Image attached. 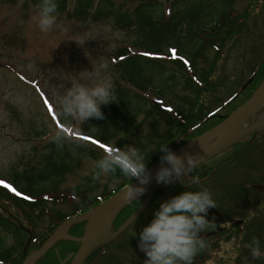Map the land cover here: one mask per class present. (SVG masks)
Here are the masks:
<instances>
[{
	"label": "rangeland",
	"instance_id": "rangeland-1",
	"mask_svg": "<svg viewBox=\"0 0 264 264\" xmlns=\"http://www.w3.org/2000/svg\"><path fill=\"white\" fill-rule=\"evenodd\" d=\"M112 4L115 11L128 10L134 1L112 0ZM37 5L39 4L32 0H0V181L4 184L10 181V173L18 172L21 176L27 172L35 173L30 166L40 167L51 153L48 143L53 140L55 130L60 128L53 96L71 87L73 80L79 81L81 72L93 71L94 65L101 63L108 65L107 75L114 84L119 73L114 67L112 56L123 45L134 40L131 32L116 28L112 17L105 20L73 18V0H69L66 12L56 13V24L51 31L44 33L35 20ZM234 6L245 15V19L229 35L228 42L220 51V62L214 79L217 91L206 104L207 111L229 98V106L226 107L231 112L245 103L246 98H250L264 81V0H236ZM211 54L218 57L214 51ZM169 70L170 68H165L166 72H170ZM147 75L164 87L165 82L159 69H154ZM251 77L253 80L248 87L235 99L236 92ZM180 86H176L173 92L168 91L166 98L169 102H175L174 96L182 93ZM147 112L148 107L143 108L141 113L134 114L132 126L139 121H143V124L148 121L144 135L151 133L152 122L164 130L166 121L159 116L150 117ZM262 116L264 108L254 114L248 124L251 125L253 119L257 120ZM222 119L220 122L213 121V125H218L224 120ZM70 133L73 134V128L71 131L68 129V134ZM189 141L180 144L181 140L177 139L170 148L174 150ZM77 164L79 166L64 176L60 182L62 186H84L93 182L89 179L93 176L95 161L85 157ZM213 164H216L215 167L208 164L192 170L191 175H195V178L188 175L179 178L167 190L159 193V197L166 198L185 190L208 188L212 192L215 210L209 208V230L200 234L209 240V252L197 255L193 264H264V254L259 259H254L249 247L253 238L259 239L264 253V130L232 146L228 160L221 163L217 158ZM211 169L217 171L213 175L207 173ZM200 175L205 180L195 183L196 177ZM109 177L102 176L99 189L93 193L113 191L122 183L121 179L110 180ZM142 203L143 201L139 205ZM160 203L159 200L151 204L145 214L118 239L110 242L101 258L92 257L87 264H144L147 257L139 248V233L152 221ZM0 205L5 207L1 202ZM137 208L136 205L130 207V211ZM119 222L121 216L115 221V225ZM78 224L80 225L71 226L73 236L83 233L84 224ZM50 227V220L45 217L37 229L41 231L40 238ZM114 229L110 224V231ZM0 237L8 245L15 239L12 231L1 226ZM41 245L32 246V251ZM75 245L76 242L73 241V254L68 249L61 252L65 244L57 246V254L50 255L49 252L39 264H62L70 258L73 260L77 252Z\"/></svg>",
	"mask_w": 264,
	"mask_h": 264
},
{
	"label": "trees",
	"instance_id": "trees-1",
	"mask_svg": "<svg viewBox=\"0 0 264 264\" xmlns=\"http://www.w3.org/2000/svg\"><path fill=\"white\" fill-rule=\"evenodd\" d=\"M32 1L38 4L42 2ZM132 1L134 4L130 9L115 11L112 0H73V18L105 20L112 17L116 28L131 32L134 40L123 45L112 56L119 73V78L113 84L117 99L101 105L104 118H90L83 125L73 121L69 128V131L73 128V135L69 134L71 139L65 140L62 145L54 140L48 143L51 153L42 165L30 166L35 173L27 172L23 176L18 172L10 173L12 186L0 184V202L6 207L0 205V226L12 231L15 236L9 245L0 237V264H22L24 256L31 253L33 247L41 245L61 222L96 206L135 180L124 177L117 170L115 175H109V179H121L122 183L113 191L93 193L100 186L93 176L89 179L93 182L84 186H62L60 182L64 176L79 166L77 163L85 157L96 162L104 155L106 150L100 144L121 148L134 145L145 153L147 166H150L160 159L158 148L161 144H169L170 147L177 139L183 144L213 127V121L220 122L224 114H229V109H223L220 105L218 109L208 111L205 106L217 91L214 79L220 51L228 42L229 35L245 19V15L234 6L236 0ZM56 3L57 14L68 10L69 0H56ZM173 49L175 54L171 51ZM211 51L218 57L215 58ZM166 67L170 68V72L165 71ZM154 69L161 71L164 87L147 75ZM179 85L182 93L174 96L175 102H169L166 94ZM201 98L204 100L200 101ZM146 107L150 117L159 116L166 121L164 130L152 122L151 133L144 135L148 121L144 124L139 121L132 126L134 114L141 113ZM203 110L206 112L203 113ZM58 120L61 128L64 127L59 116ZM93 126L99 129L94 134L89 133ZM85 135L99 140L100 144L84 140L82 137ZM213 161L202 167L208 164L215 167ZM13 188L15 191H12ZM156 196L150 205L155 199L158 200ZM139 203L140 200L121 210L116 217L117 220L121 216V222L114 228L117 229L129 218L134 212L130 211V207H138ZM45 217L49 218L51 227L40 238L41 231L37 229ZM61 244H65L61 252L68 249L73 254L72 241L60 242L49 254L56 255L57 246ZM75 246L78 249L77 243ZM70 260L63 263L68 264Z\"/></svg>",
	"mask_w": 264,
	"mask_h": 264
},
{
	"label": "clouds",
	"instance_id": "clouds-1",
	"mask_svg": "<svg viewBox=\"0 0 264 264\" xmlns=\"http://www.w3.org/2000/svg\"><path fill=\"white\" fill-rule=\"evenodd\" d=\"M57 8L56 0H42L37 5L35 20L42 32L51 31L56 24ZM107 70L106 63L94 65L93 71L81 72L79 81L73 80L71 87L53 96L57 115L65 125L55 130L53 140L58 145L71 139L68 129L73 121L77 125H83L90 118L103 119L101 105L117 99ZM97 131L99 129L93 126L89 133ZM201 149L203 150V145ZM158 151L161 153V168L156 174L157 182H170L173 175L184 177L200 164V154L186 153L180 156L169 144H161ZM147 164L148 158L138 147L112 146L111 150H106L95 162L93 179L100 181L102 176L115 175L119 170L124 177L139 181V186L129 185L124 194L126 201H138V197L145 191L142 186L150 181ZM215 206L212 192L208 188L185 190L161 202L152 221L139 233V248L147 257L144 264H193L197 255L209 252V240L200 234L209 230L211 222L207 219V213L210 207ZM249 247L254 259H259L264 254L259 239L253 238Z\"/></svg>",
	"mask_w": 264,
	"mask_h": 264
},
{
	"label": "water",
	"instance_id": "water-1",
	"mask_svg": "<svg viewBox=\"0 0 264 264\" xmlns=\"http://www.w3.org/2000/svg\"><path fill=\"white\" fill-rule=\"evenodd\" d=\"M263 108L264 81L253 95L230 116L226 117L212 129L174 150V152L180 156H184L186 153L200 154V164H202L228 150L249 135L264 130V116L257 120L253 119L251 125L248 124L249 119ZM201 145H203V150L201 149ZM160 168L161 160L148 169L150 172V181L142 186L145 189L142 195L147 193L144 202L115 232L110 231V224H112L120 210L132 202L124 199L125 191L129 185L95 208L62 223L40 249L24 257L22 264H34L62 239L77 241L81 244L70 264H84L98 246L119 236L136 220L144 211L156 191L171 186L181 178L173 175L170 182H157L156 174ZM131 184L139 186V181L135 180ZM105 214L108 215L109 235L103 238L97 237L96 233L99 220ZM80 221H87L84 235L81 237L69 235L68 229L70 226Z\"/></svg>",
	"mask_w": 264,
	"mask_h": 264
},
{
	"label": "bare ground",
	"instance_id": "bare-ground-1",
	"mask_svg": "<svg viewBox=\"0 0 264 264\" xmlns=\"http://www.w3.org/2000/svg\"><path fill=\"white\" fill-rule=\"evenodd\" d=\"M97 237H106L109 235V226H108V215H103L100 218L97 226ZM37 262V261H36ZM36 262L34 264H36Z\"/></svg>",
	"mask_w": 264,
	"mask_h": 264
},
{
	"label": "snow or ice",
	"instance_id": "snow-or-ice-1",
	"mask_svg": "<svg viewBox=\"0 0 264 264\" xmlns=\"http://www.w3.org/2000/svg\"><path fill=\"white\" fill-rule=\"evenodd\" d=\"M173 52V54H175V49L171 50ZM144 55H151L150 53H145ZM84 140H92V142L94 143H97V144H100V141L99 140H94L92 137L90 136H83L82 137ZM100 146L102 148H104L105 150H111V147L107 146V145H104V144H100ZM4 183L3 181H0V184ZM6 187H11L10 185H5ZM12 191H15V189L13 188Z\"/></svg>",
	"mask_w": 264,
	"mask_h": 264
},
{
	"label": "flooded vegetation",
	"instance_id": "flooded-vegetation-1",
	"mask_svg": "<svg viewBox=\"0 0 264 264\" xmlns=\"http://www.w3.org/2000/svg\"><path fill=\"white\" fill-rule=\"evenodd\" d=\"M221 227L225 228V226H221Z\"/></svg>",
	"mask_w": 264,
	"mask_h": 264
}]
</instances>
